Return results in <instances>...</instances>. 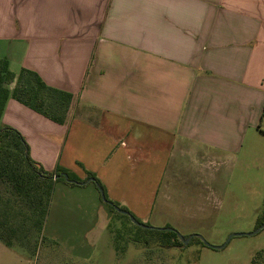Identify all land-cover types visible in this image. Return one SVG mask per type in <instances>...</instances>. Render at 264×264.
<instances>
[{"label":"crops","instance_id":"0c3cea01","mask_svg":"<svg viewBox=\"0 0 264 264\" xmlns=\"http://www.w3.org/2000/svg\"><path fill=\"white\" fill-rule=\"evenodd\" d=\"M0 59L73 95L63 124L8 102L2 122L31 158L94 173L134 214L179 191L191 165L213 176L264 137V0H0ZM64 183L77 225L91 183ZM25 250L0 241V264H33Z\"/></svg>","mask_w":264,"mask_h":264},{"label":"rangeland","instance_id":"374dc122","mask_svg":"<svg viewBox=\"0 0 264 264\" xmlns=\"http://www.w3.org/2000/svg\"><path fill=\"white\" fill-rule=\"evenodd\" d=\"M203 171L191 165L184 184L174 185L179 191L159 200L153 212L146 214L142 207L139 213H130L156 230L171 228L186 238L199 235L211 246L225 245L221 249L203 245L197 237L172 249L161 247L156 236H147V246L132 242L135 224L104 202L92 182L73 185L75 190L89 188L85 198L90 203L77 225L73 217L64 219L66 201L72 200L61 202L68 190L62 184L54 188L50 217L42 230L34 225L35 217L24 215L25 205L3 184L0 195L9 199L0 201V211L17 226L16 244L24 245L33 264H251L258 252H264V229L253 234L264 224V137L248 136L233 158L212 168L213 176H203L207 170ZM89 190H94V198ZM233 234L243 235L230 239ZM75 242L78 246L70 245Z\"/></svg>","mask_w":264,"mask_h":264},{"label":"trees","instance_id":"16d2710c","mask_svg":"<svg viewBox=\"0 0 264 264\" xmlns=\"http://www.w3.org/2000/svg\"><path fill=\"white\" fill-rule=\"evenodd\" d=\"M13 84L15 86L11 88ZM10 100L18 101L48 119L63 124L73 101V95L47 86L35 72L23 69L16 76L9 70L8 61L0 59V184L10 188L15 198L25 205L24 208L28 212L24 215L36 218L35 226L42 230L55 185L58 182H67L64 177L59 178L63 174H67L70 180L75 181V183L67 182L74 186L78 185L77 182L82 183L93 179L92 183L103 189L107 204L113 210L117 206L130 213L126 207L120 206L108 198L104 186L94 173L85 171L86 178L82 180L66 168L58 166L54 171H46L35 162L30 156L29 145L23 135L2 122L3 114ZM5 199L9 198L0 195V201H6ZM8 218V216L2 217L0 211V241L8 247H12L16 244L18 228L7 220ZM134 226L136 227L135 231L131 230L135 237L132 240L134 243L141 242L144 245L146 242L144 246H147L149 245L147 236H156L157 242L163 248L184 247L176 231H159ZM197 239L205 245L202 240ZM19 246L24 248L22 244ZM263 253V251L258 252L252 258L251 264H264Z\"/></svg>","mask_w":264,"mask_h":264},{"label":"water","instance_id":"95a60500","mask_svg":"<svg viewBox=\"0 0 264 264\" xmlns=\"http://www.w3.org/2000/svg\"><path fill=\"white\" fill-rule=\"evenodd\" d=\"M61 177H64V179H65L67 182L75 183V181H72V180L69 179V177H68L67 174H63V175L59 176V178H61ZM91 182H93V179H89V180H87V181H85V182H82V183L77 182V184H78V185H87V184H89V183H91ZM97 187H98V190H99V192H100V195H101L102 200H103L104 202L107 203L108 201H107V199H106V196H105V193H104L103 189H102L99 185H97ZM114 208H115V210L118 211L119 213H121V214H123V215H126V216H129V217H130V220H131V222H132L133 224H135V225H137V226H140L141 228H144V229H154V228H152V227H150V226H147V225H145V224L140 223L139 221H137L133 216L130 215L129 212L124 211V210H121V209H120L119 207H117V206H115ZM262 229H264V224H263L258 230H256L253 234L259 233ZM158 230H159V231H176V230L171 229V228L158 229ZM176 233H177L178 237L180 238V240L183 242L184 246H186V245H187V244H188L193 238H195V237H197V238H199L200 240H202V241L204 242V244L207 245V246H209V247H213V248H216V249H221V248H223V247L225 246V245H223V246H216V247H215V246H211V245H210V244H209V243H208L203 237H201V236H199V235H191V236L185 238V237H183L182 235H180L177 231H176ZM237 235H243V234H233V235L230 237V239H231L232 237H234V236H237Z\"/></svg>","mask_w":264,"mask_h":264}]
</instances>
